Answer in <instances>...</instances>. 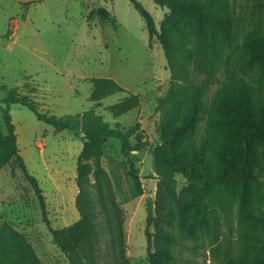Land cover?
Instances as JSON below:
<instances>
[{"label":"trees","instance_id":"obj_1","mask_svg":"<svg viewBox=\"0 0 264 264\" xmlns=\"http://www.w3.org/2000/svg\"><path fill=\"white\" fill-rule=\"evenodd\" d=\"M128 1L144 21L148 45L162 47L171 75L157 107L160 143L152 156L158 183L145 227L149 264H178L177 249L203 247L211 249L215 264H264V0H151L166 11L159 26L139 0ZM0 90V115L8 128L7 137H0V170L18 165L44 214L39 183L19 154L11 107L21 105L57 130L82 134L76 168L79 219L60 230L50 228L53 244L69 264H130L123 210L103 158L107 140H117L142 195L131 157L149 147L139 124L125 131L94 109L48 115L16 88ZM117 92L128 93L114 80L93 81V101ZM128 99L133 109L137 96ZM178 178L184 182L181 190ZM231 218L238 226L235 238L228 233L223 239L222 223ZM0 264L43 263L26 237L4 222Z\"/></svg>","mask_w":264,"mask_h":264},{"label":"rangeland","instance_id":"obj_2","mask_svg":"<svg viewBox=\"0 0 264 264\" xmlns=\"http://www.w3.org/2000/svg\"><path fill=\"white\" fill-rule=\"evenodd\" d=\"M139 2L159 26L166 11L151 0ZM26 6L0 0V89L16 88L20 95L35 101L44 114L66 117L94 109L112 126L119 123L125 131L139 124L138 133L149 147L133 151L131 157L143 194L137 193L117 140H107L103 166L123 210L130 264H149L145 227L158 183L149 149L153 151L160 143L157 107L171 77L163 49L157 43L148 45L144 21L128 0H41ZM10 35L13 39L7 40L5 36ZM96 79L114 80L128 93L117 92L93 101ZM217 87L210 89L208 100ZM130 94L138 99L133 109ZM3 98L0 90V101ZM11 117L19 154L28 173L39 183L46 211L44 214L22 169L9 165L0 170V225L8 223L23 234L43 264H69L53 244L50 228L60 230L79 219L76 168L82 134L57 130L21 105L11 107ZM7 135L5 119L0 115V137ZM178 181L181 190L184 182L181 178ZM261 181L264 186V171ZM237 228L235 219L224 221L222 238L228 233L235 238ZM210 251L209 247L196 252L177 249L178 264H215Z\"/></svg>","mask_w":264,"mask_h":264},{"label":"crops","instance_id":"obj_3","mask_svg":"<svg viewBox=\"0 0 264 264\" xmlns=\"http://www.w3.org/2000/svg\"><path fill=\"white\" fill-rule=\"evenodd\" d=\"M14 2H17L21 7H25L26 5H30L32 2L34 1H38V0H11ZM27 7V6H26ZM7 40H12L13 36H5ZM141 124V122H140Z\"/></svg>","mask_w":264,"mask_h":264},{"label":"water","instance_id":"obj_4","mask_svg":"<svg viewBox=\"0 0 264 264\" xmlns=\"http://www.w3.org/2000/svg\"><path fill=\"white\" fill-rule=\"evenodd\" d=\"M151 153H153V151L151 150V148L149 149Z\"/></svg>","mask_w":264,"mask_h":264}]
</instances>
